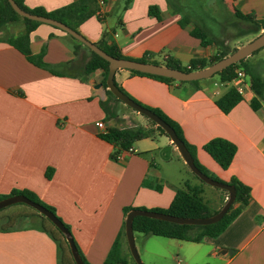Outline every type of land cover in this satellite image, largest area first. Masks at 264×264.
<instances>
[{"label":"crops","instance_id":"0c3cea01","mask_svg":"<svg viewBox=\"0 0 264 264\" xmlns=\"http://www.w3.org/2000/svg\"><path fill=\"white\" fill-rule=\"evenodd\" d=\"M20 1L27 8L51 12L80 0ZM101 1L89 0V15L73 23L75 31L93 44L104 30H113V42L123 56L140 59L150 54L149 59L158 65L173 58L186 66L191 59H209L215 53L214 46H201L189 34V26L180 25V15L166 0H131L125 9L124 0ZM213 5L217 18L221 6L230 16L237 10L264 19V0H213ZM150 6L157 8L159 19L149 15ZM23 29L21 23L0 29V196L12 190L34 193L68 226L89 264H103L117 236L127 264H135L124 236L126 210L166 209L185 182L200 188L203 199L210 196L211 204L204 201L211 209H220L226 192L192 178L194 174L166 135L136 141L131 152L122 150L113 158L115 147L99 137L96 124L125 126L107 119L100 105L107 91L103 71L85 76L88 52L80 48L75 55L69 35L44 23L29 33L28 46L30 54L41 56L53 72L31 63L6 43ZM256 35L239 36L246 40L235 48ZM261 51L247 57V64L264 78ZM70 62L67 69L60 67ZM249 80L246 75L249 88L225 114L215 100L233 85L218 78L203 79L197 85H168L128 70L115 72L114 81L132 99L160 109L178 123L185 140L196 148L198 163L211 176L223 183L236 178L250 189L248 204L217 237L189 242L142 234L143 264H264V97L255 95ZM98 83L102 86L95 88ZM254 99L259 101L256 110L251 107ZM130 111L126 118L120 117L130 123L126 126H150L146 117ZM213 138L236 146L227 169H221L202 149ZM165 146H170L166 157L160 154ZM31 219L39 221L36 216ZM39 225L0 231V264H59L56 243Z\"/></svg>","mask_w":264,"mask_h":264},{"label":"trees","instance_id":"16d2710c","mask_svg":"<svg viewBox=\"0 0 264 264\" xmlns=\"http://www.w3.org/2000/svg\"><path fill=\"white\" fill-rule=\"evenodd\" d=\"M130 1L131 0H124V4H123L124 9L127 7ZM186 1L187 0H166V3L174 13L180 15L181 17L180 25L189 26V34L192 37L198 39L200 41L201 46L209 45V46H214L216 49L214 55L211 56L209 59H202V58L191 59L186 66H182L178 61L174 60L173 58H167L165 60L164 65L169 68L181 70L184 72H191V71L201 70L203 68L210 66L211 64L221 60L222 58L226 57L227 55L235 51L236 48H233L232 50H228L224 44V40L221 38L222 37L221 34L214 35L211 29L206 27L205 21L203 20V18H201L202 16H199V14L193 12L192 9L190 11L188 10V8L190 9L191 7L189 4L186 3ZM205 1L207 2V0ZM14 2L22 10L26 12L52 18L54 20L64 23L73 30H75V26L73 23L81 22L90 13L89 10L90 8L88 6L89 0H80L78 2L70 4L69 6L51 12H46L42 8H27L21 3L20 0H14ZM206 6L207 3L204 4L203 6L200 4L201 11L206 13V17L209 20H211L210 21L211 23L219 24L220 28L223 27L224 24L223 22H225V19L227 20L229 19V21L234 22L235 24H237V26L244 25L245 28L240 29V34H238V36L256 35L260 33V31H264V19H255L253 15H244L237 10H234L233 14L230 16L225 11L222 12L221 10L224 9H222V7L219 6L217 9V13L219 16L218 17L219 22H218L217 20L213 19L214 17H216L215 13L213 12L214 8L212 6H210L211 8ZM148 13L149 15L154 16L156 19H159L158 10L155 6H150L148 8ZM12 23H21L23 24L24 29L17 36L8 37L6 39V43H8L10 46L14 47L20 53H22L26 57V59L31 63L48 70H52L48 65L44 64L41 61V56H32L29 51V46H28L29 33L40 23L19 16L13 11L7 0H0V29ZM113 34H114L113 30H104L102 32L100 40L96 43V45L105 53H107L109 56L119 59H131L144 63L157 64L149 59L150 54H146L140 59H132L123 56L120 52V49L113 42L112 39ZM69 37L74 42L72 46V50L75 55H77L78 50L80 48H83L88 52V57L83 63V74L86 76L97 69L102 70L103 71L102 83L105 86V79L108 72V62L102 59L101 57H99L98 55H96L95 53H93L91 50H89L86 46L75 40L73 37L71 36ZM259 50L255 51L251 55H254ZM69 66H71V62L60 65L62 69H67V67ZM236 69H241L245 72V75H247L250 79L249 80L250 89L255 93V95L259 99H262L264 97V78L257 73V71L253 66L247 64V58L226 67L225 69L216 73L215 75L217 76L218 81L220 83H228L235 77ZM129 72L132 75L146 76L161 81L168 85L174 82H177L179 84L189 83L194 85H197L199 83V81L178 82L162 76L139 73L136 71H129ZM56 74L62 75L63 73L56 72ZM114 83L122 93H124L129 98H131L122 89V87H120L115 81ZM240 100H241V96L235 91L233 87H230L226 93H224L221 97L215 100V105L218 107L220 111L226 114ZM134 101L140 104L141 106L147 108L148 110L152 111L153 113H155L158 117H160L163 121H165L170 127H172L177 137L183 142L187 151L191 155L193 163L196 166V168L206 176L214 180H217L215 177L211 176L207 172V170L198 163L196 159V148L190 145L185 140L183 136V132L180 126L178 125V123L170 119L160 109L143 105L137 102L136 100ZM115 102L121 103L107 90L106 99L104 101H100V105L102 106V109L104 110L107 119H110V117H112L111 115L112 110L110 106ZM251 107L252 109L256 110L259 107V101L257 99H254L251 102ZM148 122L150 126L147 128L142 126H137L134 128L108 127L106 133L100 134L99 137L102 140L114 145L115 151L113 152L112 157L115 158V156L120 151L129 149L132 146V144L135 143L136 141L145 138H155L156 134L165 135L164 131L160 127L156 126L150 120H148ZM202 149L223 170L229 167L236 152V146L233 143L222 138H213L209 140L202 146ZM45 176L48 179L50 178L51 169H48L46 171ZM199 181L201 183H204L201 180ZM228 184L232 185L235 189V199L233 204L226 212V214L216 223L205 226L179 225L162 220L147 218L144 216H136L134 217L132 222V230L133 232L141 233L144 235H153V236H159V237H165V238H171V239L189 241V242H199L204 237H217L240 214V212L248 204L250 199L249 187L239 182L236 178H232ZM18 194L24 195L31 201L42 205L44 208L52 212L57 217L52 207L42 203L34 193L28 190H21V191L12 190L9 193V195L0 196V199H3L10 195H18ZM138 209L145 210L143 208H138ZM129 210H131V208L126 210V212H128ZM151 211L168 214L176 217H182V218H204L215 214L218 210L211 209L208 203L204 201L202 197V190L200 188L192 187L189 183L185 182L183 184V187L176 191L170 205L166 209H153ZM34 216H36L39 219L40 225L38 228L41 231L48 234L50 238L56 243L58 250L59 264H75L71 257L64 236L57 228L54 227V225L49 220H47L42 215L38 214L37 211L33 214L18 213V214H10L3 217L4 222L0 223V231L2 232L9 231L12 228H14L13 225L17 221L22 219H31ZM58 219L61 221L60 218ZM64 226L69 230L67 225L64 224ZM78 253L83 263L89 264L86 262V260L83 258V256L80 254L79 251ZM103 264H127L125 255L121 248L119 236H117L116 239L114 240Z\"/></svg>","mask_w":264,"mask_h":264},{"label":"water","instance_id":"95a60500","mask_svg":"<svg viewBox=\"0 0 264 264\" xmlns=\"http://www.w3.org/2000/svg\"><path fill=\"white\" fill-rule=\"evenodd\" d=\"M13 11L19 16L26 18L31 21L48 24L55 28H58L64 31L69 36L73 37L75 40L86 46L93 53L104 59L108 62V72L105 79V87L106 89L121 103L130 109L134 110L138 114L146 117L148 120L152 121L156 126L160 127L165 135L170 139L171 143L174 145L176 150L178 151L181 159L188 167V169L202 182L205 184L224 190L227 194V197L220 207V209L213 215L204 218H182L176 217L168 214H163L151 210H140V209H131L129 210L124 218V236L127 244L128 251L130 253L131 258L135 262V264H143L139 258L138 252L136 250L134 244L133 230H132V222L134 217L136 216H144L151 219L162 220L174 224L179 225H198L205 226L218 222L228 211L230 206L233 204L235 199V189L232 185L228 183H223L217 180H214L202 172H200L193 163L192 157L184 146L183 142L177 137L176 133L165 121H163L160 117H158L155 113L148 110L147 108L141 106L136 103L134 100L129 98L127 95L122 93L114 83V75L118 70H128V71H136L139 73L151 74L156 76H162L166 78H170L172 80L178 82H191V81H200L203 79H209L216 73L222 71L226 67L239 62L247 57H249L255 51L264 47V31L258 34L255 38H253L248 43L236 48L235 51L222 58L221 60L211 64L210 66L203 68L197 71L184 72L177 69L169 68L165 65H158L154 63H144L131 59H119L109 56L103 50H101L96 44H93L82 37L75 30L71 29L67 25L52 18L31 14L22 10L14 0H7ZM102 84L98 83L95 85V88L101 87ZM170 150V146H165L160 149V154L168 155ZM23 203L35 211L38 214L45 217L49 220L55 228H57L61 234L64 236V239L68 245L71 257L75 264H84L79 253L77 247L74 243L73 237L70 231L64 226V224L49 210L44 208L42 205L31 201L24 195H10L3 199H0V210L16 204Z\"/></svg>","mask_w":264,"mask_h":264},{"label":"rangeland","instance_id":"374dc122","mask_svg":"<svg viewBox=\"0 0 264 264\" xmlns=\"http://www.w3.org/2000/svg\"><path fill=\"white\" fill-rule=\"evenodd\" d=\"M204 2H206V1L205 0H187L186 1V3L189 4L190 7H191L190 9L188 8V10L190 11L192 9L193 12L199 14V16H202L201 18H203V20L205 21L206 27L211 29V31H212V33L214 35H220L221 34L223 39L226 40V45L225 46L227 47L228 50H232L233 48H235V46L243 43L246 40V38L245 39L244 38H239V36H238V34H240V29L241 28H245L244 25L243 26H237V24H235L234 22L229 21V19L228 20L225 19V22H223L224 24H223L222 28H220L219 24L211 23L210 22L211 20H209L206 17V13L201 11L200 4L203 6L204 4L207 3L206 7H210V6L213 7L214 6L213 5V0H207L206 3H204ZM189 5H187V6H189ZM193 17H194V15H193ZM213 19L217 20L219 22V20H218L219 18L214 17ZM258 34H260V33H258ZM263 49L264 48L260 49L258 52H263V51H261ZM213 77L217 78L216 75H214ZM110 108L112 110L111 111L112 117H110V118L111 119H115L116 120V124L125 126L123 128H134V127L138 126V125H136V126H126V125H129L130 123H128V121H126L128 123L127 124V123H125L124 119L120 118V117H123L124 115H125V118H126L127 114L131 112L129 107H126L122 103L115 102V103L111 104ZM145 122H146L147 125L149 124L148 121H145ZM131 125H133V124H131ZM190 174H192V173H190ZM192 176H194L192 178H196L195 175H192ZM195 180H198V179L196 178ZM202 184H204V183H202ZM206 186H209V185H206ZM210 188H212L214 190H217V191H222V190L214 188V187H210ZM209 197L210 196L208 194H206L204 196V200L210 201L209 203L211 204V202L213 200H211V199L209 200ZM35 212L36 211L33 208H31V207H29V206H27V205H25L23 203H16V204L7 206V207H5V208L0 210V223L4 222L3 217H5L7 215H10V214H18V213L33 214ZM38 222L39 221L37 219H22V220L17 221L13 226L16 227V228L37 226ZM133 237H134V244H135L136 250L138 252V255H139L141 261L143 262L145 256H144L143 251H142L141 240L145 236L142 235V234L135 233Z\"/></svg>","mask_w":264,"mask_h":264},{"label":"built area","instance_id":"2783aa9c","mask_svg":"<svg viewBox=\"0 0 264 264\" xmlns=\"http://www.w3.org/2000/svg\"><path fill=\"white\" fill-rule=\"evenodd\" d=\"M100 3H102V1L100 0ZM99 15L101 16V13H99ZM245 72L241 69H236L235 70V77L228 83L232 84L233 88L235 89V91L240 95H244V93L246 92V90L249 88L248 85L245 83ZM96 127L99 129V134H105L107 128L104 126V124L102 122H98L96 124ZM127 152H131V149H127Z\"/></svg>","mask_w":264,"mask_h":264}]
</instances>
